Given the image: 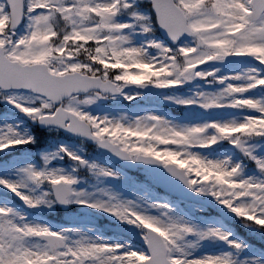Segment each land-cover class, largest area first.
<instances>
[{
	"label": "snow or ice",
	"instance_id": "obj_1",
	"mask_svg": "<svg viewBox=\"0 0 264 264\" xmlns=\"http://www.w3.org/2000/svg\"><path fill=\"white\" fill-rule=\"evenodd\" d=\"M148 6L147 14H143L133 0H0V93L9 94L0 98L33 120L90 137L124 159L159 162L188 188L206 192L237 218L264 227V160L257 159L246 143L264 138V97L246 95L264 89V0H148ZM121 15H127L131 23L119 22ZM134 28L148 35L162 30L173 44L187 36L193 44L169 48L149 41L143 48L133 47L125 33ZM147 49H156L159 55L148 57ZM228 57L250 58L256 66L246 74L222 77L216 76L218 70H198ZM193 78H212L223 85L215 95L200 94L201 108H232L248 114L241 122L185 128L150 115L144 119L151 123L138 120L134 126H125L91 117L77 107L92 102L80 94L98 97L119 93L125 86L146 84L169 89ZM22 93L33 99L17 102ZM114 131L119 135L114 136ZM31 142L30 137L18 138L9 129L0 136V152ZM221 142L239 148L256 164L261 177L239 179V163L229 166L228 161L214 162L191 154L193 149ZM60 151L65 152L63 148ZM165 152L174 155L176 161L162 159ZM65 154L81 165L85 163ZM190 159L198 161L210 175H201L181 163ZM24 172L37 187L45 183L52 187L53 193L44 192L43 197L54 195L56 201L67 203L69 196L83 195L71 190L76 183L71 177L31 167ZM0 186L30 208L45 203L43 198L33 200L24 195L21 185L0 179ZM77 202L141 229L142 246L131 250L85 237L70 241L64 232L71 230L53 232L47 227L17 223L16 219L22 221L23 217L0 207V264H230L226 256L190 260L175 255L181 251L177 241L193 232L188 226L124 205ZM206 235L227 239L215 231Z\"/></svg>",
	"mask_w": 264,
	"mask_h": 264
},
{
	"label": "rangeland",
	"instance_id": "obj_2",
	"mask_svg": "<svg viewBox=\"0 0 264 264\" xmlns=\"http://www.w3.org/2000/svg\"><path fill=\"white\" fill-rule=\"evenodd\" d=\"M135 3L136 0H133ZM141 12V11H140ZM142 13V12H141ZM145 14V13H143ZM121 23H131L129 17H124L121 15L117 18ZM128 36L130 45L137 48L145 47L144 43L141 42V36L143 33L139 31L138 28L129 29L125 33ZM152 41L159 42L162 46L168 47L163 41L157 39H152ZM149 42V41H148ZM193 42L190 40H186L183 42L179 47L183 46H192ZM157 54L159 52L157 50ZM148 57H151L148 54ZM153 57V56H152ZM147 58V57H146ZM251 68L249 60L244 62V66L234 68L233 70H229L225 75H235V74H246L248 70ZM204 66H201L199 71H203ZM220 75H224V72L218 70L216 72L217 77H221ZM198 78H193L189 81L183 82L184 84H189L186 87L189 90V95L182 94V93H169L170 95L160 94L156 97H147L146 92L144 93V89L139 87L135 88H125L123 93L120 97H112L110 98V103H108L105 107H101L100 104L97 102L93 95H88L92 102L85 105L79 104L77 105L78 109L84 113H87L91 117H95L98 119H106L112 122H120L125 126H134L136 122L139 120L144 123H151L146 121L144 118L147 116H156L162 119L163 121L167 122L170 126H174L176 128H185V127H192V126H202L207 123H228V122H241L242 119L240 115H233L231 113H224V114H215L212 115L209 120H201V121H191V122H184L180 123L177 122L175 119H169L165 117L164 114L160 113L156 109V105L164 104L165 100L170 101L174 104L183 105L179 103V101H194L191 103L193 106H199L202 102L198 100V97L201 93L205 95H215L221 89L218 88H203L198 84ZM212 79V78H210ZM223 86V85H222ZM8 93H0V96H7ZM248 95V93L246 94ZM85 96H81L83 99ZM136 97H143L144 101L148 103H152L151 107L148 108L146 111L142 110L139 114L135 111L129 112L124 105H121V101L124 100V103L132 100L131 98ZM33 99L32 96L28 95L27 93L18 94L17 102L25 103L30 102ZM109 104L112 106L109 107ZM9 109L10 116H3L0 118V136H3L8 133V130L11 129L13 132L17 134L18 138H28L30 137L32 142L28 144L19 145L21 148L19 149V153L9 159L7 162L2 163L0 162V179L5 180L8 183H14L17 185H21L20 191L24 194L29 196L31 199L35 200L37 198H43L45 203L40 204L35 208H30L26 205L25 209H27L28 213L20 212L17 210L12 209L9 204L7 203V199H11L14 201L17 199V196L11 193L8 189L0 186V190L4 192H9L10 196L7 198L0 197V207L2 208H10L12 209L15 217H23V220L16 219L17 223L27 224L29 226H42L47 227L49 230L53 232H64L67 230L68 227L65 228H58L57 225H52V221L54 223H61L72 221L74 226L71 228L73 234L69 235L67 232H64L65 235L68 236L69 240L79 239L81 237H85L88 240L104 242L109 244H116L114 238L109 235L108 238L102 236H92L86 233V229L79 227L77 224L78 221H88L90 222L91 219L93 223H102L105 225L104 227H114L111 225V221H118L115 216H112L108 212L102 211L98 208L90 209L94 210L95 212H99L98 220L95 217L88 216L86 214L80 213L78 208H82L86 206V204L78 203L77 201H85L91 204H103L105 207H111L112 205L119 204L124 205L131 208L133 211L155 216L157 218L164 219L167 221H172L178 225H185L193 229V232L190 234H186L183 236L182 239L177 241V246L180 248V253H176L175 255L186 257L187 259H206V258H223L227 257L230 261V264H264V262L258 263H248L245 260L238 259L236 254L230 250V247H233L234 244H239V248L233 247L238 252H250V254L255 253L253 248L247 246L244 242H241L239 239L232 236L231 231L235 228L232 227L233 224H229L227 226H223L222 224L215 222L209 223L206 220L202 221V218L199 219L202 222L201 226H197V224L189 219H186L182 216L179 212L176 211V208L172 209L169 207H173L169 205V202L164 198L160 199L156 197L154 194L145 191L147 189V183H152L151 177L144 171L139 174L140 177L144 179L141 181L140 186H136L133 180H130L128 176L120 177L119 171L116 169L117 167L109 164L105 158L101 156L100 153H88L87 145L85 142L80 141L72 137H67L62 134L60 131L56 129H49V130H40L38 132H34L30 127H28L21 119L17 117V113L19 112L16 108L12 105L8 104L6 100L0 98V110L1 109ZM201 108V107H200ZM203 109V108H202ZM188 113H194L195 110L189 108L186 110ZM13 113V114H12ZM19 126V127H18ZM38 130V129H37ZM39 132H43V135L40 136ZM247 146L251 149L253 155L257 157V159L264 160V150L262 149V145L252 143L250 140L247 142ZM48 145V147H44ZM221 143L213 145L210 148L204 149H193L191 154L198 155L202 159L212 160L214 162L219 161H228L229 166L235 165L238 162L231 158V153L226 151L225 149L220 148ZM32 146L34 152L30 149H25L24 147ZM161 149L163 146H160ZM63 148L65 152H61L60 149ZM42 149L41 151H38ZM27 153H31L36 158L40 159L42 163V170L38 169L36 165L34 166V158L33 156H27ZM65 153H69L72 156L79 157L80 160H83L85 163L81 165L78 161L70 159L68 155ZM38 156V157H37ZM45 158H47L48 163L45 164ZM92 166V167H90ZM31 167L33 170L36 171H44V172H52L57 175H65L71 177L76 180L74 192L83 193L82 196H72L68 199V203L70 207L66 211H62V213H58L55 209V202L53 201L51 195L48 197H43L44 192H49V185L47 183L40 186V191L37 192L34 190V185L32 182L27 179V176L24 172L25 169ZM103 172L109 173V175H103ZM85 172L87 176H89L94 183L90 181L83 180L81 181L79 173ZM239 179H258L256 175L252 174H239ZM114 179V181H112ZM132 181V182H131ZM133 183L134 185V194L131 195L128 192H125L123 189H119L117 184H121L124 186L128 183ZM143 182H144V190L143 189ZM140 187V188H139ZM142 190V191H141ZM199 195H208L206 192L201 194L197 192ZM51 194V193H50ZM211 196V195H210ZM140 197V198H139ZM152 197V198H151ZM155 198V200L153 199ZM215 199L214 197H212ZM216 200V199H215ZM217 201V200H216ZM217 203L222 206L218 201ZM241 203H246V201H242ZM177 203L174 207H176ZM88 207V206H87ZM186 208L192 213H201L204 210L197 208L194 205H187ZM30 213V214H29ZM34 213V214H33ZM44 214L46 215L45 220L42 218H37L36 214ZM101 219V220H100ZM44 220V221H43ZM123 223V222H122ZM117 225L116 222L113 223ZM124 227L127 229H123L122 232L127 233L131 236L129 239V245L127 248L131 250L139 249L136 247L134 240L138 238L141 243V229L137 228L134 225H129L127 223H123ZM95 227V226H94ZM97 227V226H96ZM116 229V234H121L122 227H114ZM210 231H215L219 235L226 236V240L219 239L215 236L206 235ZM109 232V231H108ZM111 233V232H110ZM196 233V234H195ZM204 237V238H202ZM260 238V237H259ZM132 247V248H131Z\"/></svg>",
	"mask_w": 264,
	"mask_h": 264
},
{
	"label": "clouds",
	"instance_id": "obj_3",
	"mask_svg": "<svg viewBox=\"0 0 264 264\" xmlns=\"http://www.w3.org/2000/svg\"><path fill=\"white\" fill-rule=\"evenodd\" d=\"M83 127L87 128V125H83ZM103 134V133H101ZM113 135H119V133H117L116 131L113 132ZM125 135H128L127 133H125ZM166 143H172V141H165ZM162 159H167V160H170V161H176V157L172 154H169L167 152L163 153L162 156H161ZM183 163V165L192 170V171H196V172H199L201 175H210L208 173L205 172V170L200 166L199 162L196 161V160H186V161H183L181 162Z\"/></svg>",
	"mask_w": 264,
	"mask_h": 264
},
{
	"label": "bare ground",
	"instance_id": "obj_4",
	"mask_svg": "<svg viewBox=\"0 0 264 264\" xmlns=\"http://www.w3.org/2000/svg\"><path fill=\"white\" fill-rule=\"evenodd\" d=\"M107 236V235H106Z\"/></svg>",
	"mask_w": 264,
	"mask_h": 264
}]
</instances>
